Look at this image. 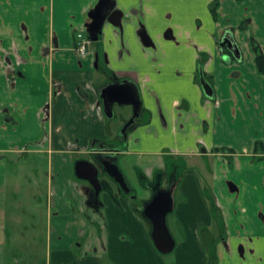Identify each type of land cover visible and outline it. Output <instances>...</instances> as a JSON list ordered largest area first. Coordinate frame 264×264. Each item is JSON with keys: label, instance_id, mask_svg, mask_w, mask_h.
Segmentation results:
<instances>
[{"label": "crops", "instance_id": "obj_1", "mask_svg": "<svg viewBox=\"0 0 264 264\" xmlns=\"http://www.w3.org/2000/svg\"><path fill=\"white\" fill-rule=\"evenodd\" d=\"M213 1L0 0V161L46 156L50 169L47 204L37 190H19L25 201L5 208L8 191L0 189V235L12 221L26 225L22 242L5 236L4 244L38 245L43 238L48 264H207L201 230L209 228L220 239L217 264H264V252L252 251L244 263L235 256L240 238L264 239V158L254 161L257 142L264 148V74L252 45L257 40L264 52V0H216V17ZM103 2L114 9L83 57L77 33L88 35L90 13ZM227 31L240 58L220 46ZM202 72L212 95L197 80ZM112 77L138 87L141 114H148L132 127L144 134L125 152L138 155L145 178L165 171L167 155L188 166L167 216L175 239L170 253L156 248L142 212L152 188L139 203L99 178L108 190L97 197L76 175V161L98 168L91 151L112 146L99 92ZM213 202L225 220L223 239ZM38 215L45 220L41 234L25 235L24 228L39 231Z\"/></svg>", "mask_w": 264, "mask_h": 264}, {"label": "rangeland", "instance_id": "obj_2", "mask_svg": "<svg viewBox=\"0 0 264 264\" xmlns=\"http://www.w3.org/2000/svg\"><path fill=\"white\" fill-rule=\"evenodd\" d=\"M132 114L133 108L131 105H126L123 107L117 106L115 108L114 116L109 119L110 132L108 134V141L114 150L117 152L120 150L122 152L118 158V166L123 168L128 183L133 189V193L137 197L136 200L140 203L143 197L146 198L150 196L148 192L152 187L150 183L154 182L146 181L143 178V171L139 168L140 166L138 167L136 164L139 158L137 154H125V152L128 150H133L134 145H137L133 143L134 139L139 137L140 134H144V132L140 129L136 132L130 129L128 130L127 138H124L122 128L126 121H128L132 116ZM142 115L143 116H140L141 123L147 119L148 114L143 113ZM144 147H146V145H140L138 150H143ZM80 156L81 155H79V157ZM24 160L19 163H7L4 160H2V162L0 161V189L8 191L6 194L8 197H5V201H8L9 203H4L5 208L11 207L12 203L10 201L18 202L24 200L21 194L15 195L19 190H37V192L41 193V199L45 202V204L48 202L46 197L48 193L47 191L49 189V181L47 176L50 171L48 158L45 156V158L41 157L37 160L35 157H33V155H31L30 158H24ZM22 163H25V165ZM165 164L170 172L174 171L177 175L182 176L185 172V160L182 158H176L167 155L165 158ZM202 166L204 165L202 164ZM6 177H11L13 179L4 181ZM103 181H105L104 178ZM37 197L38 196H36L35 199H38ZM37 220H39L40 224L39 231L37 230V232H34L33 227H30L29 230L24 228L25 235L28 236L36 233V235L39 236L41 234V226L45 220H43L42 216L39 215L36 218V221ZM11 223H13V225L8 223L9 225L6 229V233L4 234L6 237H8L7 241L14 242L16 240L17 242H22V238H20L18 234H21L20 232L22 231L21 227L23 224L16 227L13 221ZM23 226L26 227L25 224ZM4 237L0 235V260L2 259L3 250L5 251L4 253L8 252L9 257L8 255L3 254V257L7 258L6 264H16L19 262L14 260V258H20V262H24L26 264H48V254L46 253V245L43 244V238L39 239L40 244L38 245H30L27 243H23L22 245H14L12 243L4 244V242H6L4 241ZM80 240H82V238H80ZM242 248L244 253H242ZM235 249L237 252L235 253L236 259L240 258L239 263H244V260H247L252 254V251H255L257 254L264 252V239L257 241L249 237L247 241H244V238H240L239 241L235 242ZM167 258L170 261V254ZM247 264L249 263L247 262Z\"/></svg>", "mask_w": 264, "mask_h": 264}, {"label": "water", "instance_id": "obj_3", "mask_svg": "<svg viewBox=\"0 0 264 264\" xmlns=\"http://www.w3.org/2000/svg\"><path fill=\"white\" fill-rule=\"evenodd\" d=\"M114 6L105 4L104 2L97 6L96 11L90 13V17L93 19L88 23V36L92 41H97L103 31V25L109 14L113 11ZM102 19V20H101ZM220 46L227 48L237 58L241 57V51L239 45L234 37L232 31H227L223 36ZM227 58H230L227 56ZM202 86L207 95H212V88L202 77ZM100 96L103 101L104 111L108 118L114 116V106L116 103L120 105L130 104L133 107V116L123 126L122 133L126 138L127 130L136 118L140 117V111L142 107V100L139 95L138 87L130 82H118V83H106L99 88ZM103 151L96 150V159L100 164L105 166L106 172L118 181L122 187L127 188L125 178L122 172L119 170L116 163L117 156L112 154H105ZM108 152H115V150H108ZM75 171L78 178L88 180L96 191L98 197L103 189L102 183L99 179L98 168L89 161L78 160L75 163ZM176 186H173L168 190H159L154 193L151 200L145 203L142 212L153 224L151 236L156 248L166 254L170 253L175 248V239L167 225V216L174 209V194ZM20 264H24L21 262Z\"/></svg>", "mask_w": 264, "mask_h": 264}, {"label": "trees", "instance_id": "obj_4", "mask_svg": "<svg viewBox=\"0 0 264 264\" xmlns=\"http://www.w3.org/2000/svg\"><path fill=\"white\" fill-rule=\"evenodd\" d=\"M217 3L218 2L215 0L210 5L212 14L215 17L217 16V13H216ZM246 25L247 24L244 22L242 24V27L245 28ZM252 45H253L254 51L256 52V63H257L258 69L262 74H264V52H263V49H262L261 45L258 43V41L255 39H252ZM201 76H203L206 81L209 80V78H207V75L205 73H203V72L201 74L198 73L197 80L200 83H201ZM255 150L256 151L254 153V155H255L254 161L258 162L264 158L263 144L260 142H257ZM222 151L225 153H230V154L235 153V151L233 149H230V148H223ZM185 168H188V166L186 164H185ZM179 177H181V176L178 175L175 177L176 178L175 183L178 182L177 179ZM212 215H213V219H214V224L219 228L218 230L222 232V239H223L226 235V224H225V220L221 214L220 209L217 207V205L214 202L212 203ZM201 231H202L201 234H202V237L204 238L205 246H206V249L208 252V263L207 264H217L219 262L217 245H218L220 239L215 238L214 234L211 232V230H209V228H203ZM162 254H164V253H162Z\"/></svg>", "mask_w": 264, "mask_h": 264}, {"label": "flooded vegetation", "instance_id": "obj_5", "mask_svg": "<svg viewBox=\"0 0 264 264\" xmlns=\"http://www.w3.org/2000/svg\"><path fill=\"white\" fill-rule=\"evenodd\" d=\"M202 77L203 76H201V83H202ZM113 79H111V80H108L106 83H118V82H125V83H127V81L128 80H125V79H119L118 80V77H112ZM126 105H129V104H125V105H123V106H126ZM117 106H120V107H123L122 105H120V104H118V103H116L115 104V106H114V112H115V108L117 107ZM133 108V107H132ZM141 113H142V107H141V111H140ZM140 113V116H142V114ZM132 116H133V114H132ZM131 116V117H132ZM130 117V118H131ZM129 118V119H130ZM129 121V120H128ZM128 121H126V123L128 122ZM139 121H141L140 120V117H138V118H136L135 119V121L130 125V127L128 128V130H130V129H132V127L134 126V124H136V123H138ZM125 123V124H126ZM124 124V125H125ZM128 130H127V134H128ZM125 138V137H124ZM126 138H127V136H126ZM111 147V146H110ZM103 149H106V148H103ZM108 150H114L112 147L111 148H107ZM99 150V149H98ZM108 150H106V151H103V153H105V154H112L113 156H117V158L119 157V154H120V150L117 152L116 150H115V152H108ZM90 157H91V160H93L97 165H98V170H99V178H101V180H103V178H104V180L106 179V178H108V179H110L112 182H114L115 183V185H117V188H119V190L120 191H122L123 193H125V194H127V195H129V196H132V197H136V195L133 193V189L130 187V184L128 183V180H127V178H126V176L125 175H123L124 176V178H125V182H126V184H124V185H126L127 186V188L125 189L124 187H122V185L118 182V181H116L113 177H111L107 172H106V170H105V166L104 165H102V164H100V162L96 159V152H92L91 151V155H89ZM116 163H117V160H116ZM172 172H170V170H168L167 169V167L165 168V171H158V172H156L155 173V179L154 180H152L154 183H150L151 185H152V192H156V191H159L160 189L161 190H168V189H171L173 186H176L177 184L175 183V175L174 174H171ZM103 175V176H102ZM143 176H144V173H143ZM146 181H150V180H147L146 178H145V176L143 177ZM180 178V177H179ZM179 178L177 179V181H179ZM151 181V182H152ZM102 182V181H101ZM163 184H165V186H163ZM102 185H103V190L105 189V188H107L108 187V184L107 183H105V182H102ZM111 189V188H110ZM107 190H108V188H107ZM154 192V193H155ZM147 201H149V200H147ZM146 201V202H147ZM146 202H144V204H143V207H144V205H145V203Z\"/></svg>", "mask_w": 264, "mask_h": 264}, {"label": "built area", "instance_id": "obj_6", "mask_svg": "<svg viewBox=\"0 0 264 264\" xmlns=\"http://www.w3.org/2000/svg\"><path fill=\"white\" fill-rule=\"evenodd\" d=\"M92 44V39L85 33H77V50L81 56H86L89 53V48Z\"/></svg>", "mask_w": 264, "mask_h": 264}]
</instances>
